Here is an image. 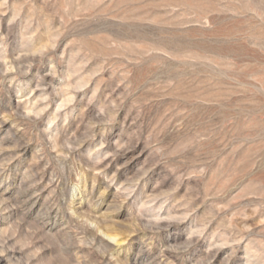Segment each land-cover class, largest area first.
I'll return each mask as SVG.
<instances>
[{
    "label": "rangeland",
    "instance_id": "374dc122",
    "mask_svg": "<svg viewBox=\"0 0 264 264\" xmlns=\"http://www.w3.org/2000/svg\"><path fill=\"white\" fill-rule=\"evenodd\" d=\"M0 264H264V0H0Z\"/></svg>",
    "mask_w": 264,
    "mask_h": 264
},
{
    "label": "bare ground",
    "instance_id": "6f19581e",
    "mask_svg": "<svg viewBox=\"0 0 264 264\" xmlns=\"http://www.w3.org/2000/svg\"><path fill=\"white\" fill-rule=\"evenodd\" d=\"M106 235H107V233H106ZM112 235H114V234H112ZM108 238L111 239L112 241H117V238L115 236H108Z\"/></svg>",
    "mask_w": 264,
    "mask_h": 264
}]
</instances>
